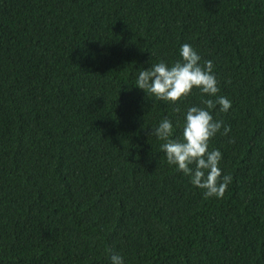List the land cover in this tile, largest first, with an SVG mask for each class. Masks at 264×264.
Here are the masks:
<instances>
[{
  "label": "trees",
  "instance_id": "16d2710c",
  "mask_svg": "<svg viewBox=\"0 0 264 264\" xmlns=\"http://www.w3.org/2000/svg\"><path fill=\"white\" fill-rule=\"evenodd\" d=\"M191 44L231 108L222 198L149 135L182 137L138 69ZM179 107L180 112L173 109ZM230 138L234 142L230 143ZM264 264V0H0V264Z\"/></svg>",
  "mask_w": 264,
  "mask_h": 264
},
{
  "label": "clouds",
  "instance_id": "9594fccd",
  "mask_svg": "<svg viewBox=\"0 0 264 264\" xmlns=\"http://www.w3.org/2000/svg\"><path fill=\"white\" fill-rule=\"evenodd\" d=\"M180 59L169 65L161 60L146 69H138L136 86L144 93L154 96L157 100L176 104L189 96L192 90L199 89L202 96L215 99H202L204 107L190 106L184 113L182 137L173 138V124L167 117L158 126L150 129L149 135L163 141L160 149L165 153L169 165L190 177V183L204 190L206 198H222L232 176L222 175L219 162L222 153L219 149L209 151V141L220 132L227 136L230 126L223 120H215L210 112L219 105L221 112L231 108V101L217 95L220 91L218 81L213 72V62L206 60L201 64V57L191 44L184 43L179 49ZM180 112V108L173 109ZM230 143L234 142L230 138ZM110 264H124L119 253L110 254Z\"/></svg>",
  "mask_w": 264,
  "mask_h": 264
}]
</instances>
